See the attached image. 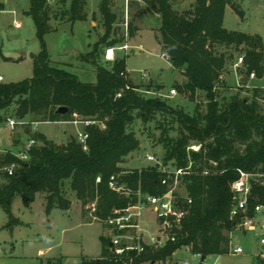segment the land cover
I'll use <instances>...</instances> for the list:
<instances>
[{
    "label": "trees",
    "instance_id": "16d2710c",
    "mask_svg": "<svg viewBox=\"0 0 264 264\" xmlns=\"http://www.w3.org/2000/svg\"><path fill=\"white\" fill-rule=\"evenodd\" d=\"M142 2L143 11L137 14V19L143 14L159 16L160 26L154 38L172 68L184 79L175 88L190 102L203 95L204 113L196 107L189 116L172 110L158 98H144L140 88L127 76L125 57L116 60L110 70L96 64L102 47L107 49L118 43L108 42L115 21L109 0H101L99 6L103 35L88 52L79 55L83 62L92 61L94 83L81 82L72 73L52 64L44 41V37L54 31L50 25L49 0H30L26 12L34 22L40 47L37 54L30 56L32 77L0 83V111L16 105L18 120L31 117L32 123L81 122L82 132L87 135L86 149L73 137L63 144L48 142L44 145V136L37 134L41 145L31 147L27 161L21 162L10 153L0 155V167L17 164L12 176L0 172V208L8 218V225L18 224L11 212V201L16 196L29 208L35 195L43 194L46 215L53 209L69 210L71 202L64 189L67 185L82 208L94 204L91 216L103 224L107 234L104 221L114 210L134 204L138 191L142 195H160L166 190L160 183L166 174L157 166L131 171L120 166L140 148L129 126L137 118L147 122L156 114H169L179 125L175 139H164L165 161H173L174 168L186 172L180 182L191 206L172 232L174 240H168L162 248L144 246L139 254L115 256L105 234L99 238L100 256L96 259L82 257L80 264H155L166 262L182 247L193 255H226L229 234L233 230L229 219L230 185L238 177L237 170L264 174V113L256 101L260 90L253 89L251 101L240 98L239 94L221 101L217 96L221 76L233 59L232 52L243 55L244 77L253 74L261 79L264 76L260 36L223 27L225 8L232 5L233 0H193L190 8L183 11L174 9L170 0ZM85 6V0H70L68 8L59 13L58 23L86 21ZM235 13L243 18L238 7ZM128 30L133 37L137 27L129 23ZM59 107L67 108L68 112L58 114ZM193 144L200 145L198 151L187 149ZM114 174L119 175L118 182L130 191L128 196L108 188V179ZM255 191L264 194L263 187Z\"/></svg>",
    "mask_w": 264,
    "mask_h": 264
},
{
    "label": "rangeland",
    "instance_id": "374dc122",
    "mask_svg": "<svg viewBox=\"0 0 264 264\" xmlns=\"http://www.w3.org/2000/svg\"><path fill=\"white\" fill-rule=\"evenodd\" d=\"M100 1L85 0V12L87 16H90V21L92 19L94 22V27L91 29L89 18L86 21H77L72 24H59L57 20L59 13L68 8L70 0L64 2L49 0L52 10L50 25L52 28L57 25V29L44 37L47 52L55 67L72 73L81 82H95V67L92 61L83 62L79 59V55L88 52L93 43L104 33L99 13ZM109 1L110 10L115 14V21L108 42L118 41L113 48L127 45L128 49L115 50L113 60L106 61L104 59L106 47H102L96 64L110 70L116 60L125 57L127 76L134 86L140 88V94L144 98H158L172 110L181 111L189 116L194 114L196 107L200 113H204L206 101L203 95H198L195 102H190L175 88V85L180 84L184 79L172 68L169 59L162 56L161 47L154 38L156 28L160 24L159 18L143 14L141 19H137V14L141 13L144 7L141 0ZM183 1L186 2L182 0V3ZM171 2L173 8H181L179 0ZM233 3H236L233 4V9L238 7L243 12V18H239L233 10L228 9L223 27L227 30L259 35L264 46V0H234ZM29 6L30 0H0V76L4 83L19 82L32 77L30 54L39 52L40 47L34 22L26 14ZM190 6L184 10L189 9ZM129 23L140 27L133 37L129 36ZM152 30L155 31L154 35ZM23 53H26V56H23ZM231 54L233 56L231 65L243 56L240 52ZM240 72L241 75L244 74L243 69ZM236 80L237 78L232 73L225 77L227 85H235ZM259 84L264 85V77ZM173 88L177 94L170 97L169 91ZM259 90L257 97L264 99V89ZM252 91L253 89L242 88L238 92L224 86L217 89V96L221 101L224 97L239 94L240 98H247L251 101ZM256 101L264 113V101L257 99ZM15 109L16 105H12L0 111L2 116L0 144L6 139L13 147L9 151L0 152V155L17 154L20 147L30 139L35 140V146H40L41 143L36 138L37 134H42L46 141L59 145L71 137L77 139L75 133L82 131L79 130V126H64L52 122L31 124L34 120L31 117L18 120L15 116ZM7 118L23 122L24 125L16 127L10 133L6 127ZM178 128L179 125L175 118L169 114H156L152 120L147 122H142L137 118L128 129L134 131L140 148L125 159L122 169L131 171L157 166L164 168L167 172L173 171V161H165L166 149L163 147V142L165 138L175 139ZM146 154L154 156L158 165L146 161ZM64 189L66 198L71 201L67 212L53 209L49 215H46L44 195L39 193L35 195L29 208L23 206L19 196L13 198L11 212L18 220L16 225H8V218L0 208V264H23L24 260L37 261L39 264L54 263L58 260L61 264H80L82 257L96 259L100 256L99 237L105 235L106 231L103 224L91 216L94 204H88L85 208L79 207L74 193L67 185ZM139 221L145 242L150 243L152 239L157 238L154 216L149 210L141 212ZM253 240V234L243 236L242 233L235 231L231 234V245L243 248L244 254L242 255L231 253L220 256L210 255L201 262L200 256L193 255L188 248L182 247L175 251L166 262L155 264H181L183 262L188 264H257L256 260H250L248 257ZM164 245L157 248H162Z\"/></svg>",
    "mask_w": 264,
    "mask_h": 264
},
{
    "label": "built area",
    "instance_id": "2783aa9c",
    "mask_svg": "<svg viewBox=\"0 0 264 264\" xmlns=\"http://www.w3.org/2000/svg\"><path fill=\"white\" fill-rule=\"evenodd\" d=\"M127 49V45H122L118 48H107L104 53V59L112 61L115 50ZM162 56L168 58L165 54H162ZM240 64H242V57L238 59L235 67ZM250 76L253 77L254 75L251 74ZM176 94L174 88L169 91L170 97H174ZM31 124L36 125L37 123ZM22 125L24 123L18 120L6 119V127L10 132ZM86 138L87 135L83 132L77 135V141L83 146V149H86ZM33 146H35V140L30 139L24 146L20 147V151L17 154L12 155L17 160L25 162L28 160V152ZM199 148L200 145L193 144L187 149L196 152ZM145 160L158 165L152 155L146 154ZM16 167V163L4 164L0 167V172L7 176H12ZM158 169L166 174L160 181L161 185L166 188L163 194L142 195L138 191L137 200L134 204L127 206L123 210H114L111 217L104 221V225L107 228L106 238L109 239L110 250L115 256L130 252L139 254L143 251L144 246L157 248L168 240L173 241L172 232L180 225L189 212L191 200L187 197L185 189L180 182V177L185 175L186 172L176 168L171 172H167L161 167ZM237 173V179L230 185L231 206L229 219L233 222V230L229 234L228 253L233 255L244 254L243 248L231 245V234L233 232L242 233L243 236L253 234L254 242H251L252 249L249 252V256H251L252 260H256L257 264H264V194L260 195L259 192L255 191L257 187L264 188V174L258 172L249 173L242 170H237ZM204 174H207V172H204ZM118 179L119 175H111L108 179V188L117 194L128 196L130 191L125 185L120 184ZM99 180L97 178L96 182H99ZM143 210H149L154 216L157 238L152 239L150 243L143 240V232L140 228L139 219ZM181 264L188 263L183 262Z\"/></svg>",
    "mask_w": 264,
    "mask_h": 264
},
{
    "label": "crops",
    "instance_id": "0c3cea01",
    "mask_svg": "<svg viewBox=\"0 0 264 264\" xmlns=\"http://www.w3.org/2000/svg\"><path fill=\"white\" fill-rule=\"evenodd\" d=\"M114 1V0H113ZM136 1H140V0H136ZM142 1V0H141ZM170 1H173V0H170ZM175 1V0H174ZM181 3H180V5H181V8L180 9H178V8H176V10H184L187 6H189V5H191L192 3H193V0H185L186 2H184L183 1V3H182V0H179ZM234 1V0H233ZM114 2H116V1H114ZM2 3H4V1H2ZM123 3V2H122ZM143 3V2H142ZM233 4H236V3H233ZM233 4L231 5L232 7H233ZM231 6H227L226 8H225V11H224V17H223V23H224V18H225V15H226V11L229 9V10H233L234 12H235V9H233ZM177 7V6H176ZM175 9V8H174ZM152 16H155V17H157V18H159V16L158 15H152ZM89 18V21H90V16H87V19ZM141 25V24H140ZM57 26V25H56ZM56 26L54 27V31H56ZM159 26H160V24H159ZM90 27H91V29H93V27H94V22H93V20L91 19V21H90ZM139 26H137V31L135 32L136 34L138 33V31H139ZM159 28V27H158ZM158 28H156V29H158ZM53 31V32H54ZM153 31V35H154V30H152ZM249 35H256V34H249ZM259 36V35H258ZM261 38V37H260ZM134 39H135V37H134ZM261 42H262V39H261ZM95 43V42H94ZM93 43V44H94ZM262 46H263V42H262ZM263 50H264V46H263ZM38 53V52H37ZM36 53V54H37ZM86 53V52H85ZM84 54V53H83ZM137 54V53H136ZM23 56H26V53H23L22 54ZM31 55H33V53L32 54H30V56ZM24 59V57L22 58V60ZM30 60H31V58H30ZM32 62V61H31ZM232 62V61H231ZM237 63V61H235L232 65H231V63H229L228 65H227V69H226V71L222 74V76H221V87L219 88V89H221V88H223L224 86L225 87H227L228 89H230V90H235V91H238V92H240V90L242 89V88H244V89H264V85H260L259 84V82H261L262 81V79H263V77L261 78V79H257V78H255L254 76L253 77H251V76H249V77H244L243 75H241V70L243 69V68H241V64L238 66V67H235V64ZM263 66H264V62H263ZM94 72H95V70H94ZM230 73H232L236 78H237V80H236V84L235 85H227L226 84V82H225V77L228 75V74H230ZM0 79H1V81L0 82H2V83H4L3 82V80H2V78H1V76H0ZM9 83H11V82H9ZM233 95V94H232ZM231 96V95H230ZM257 100H260V101H264V99H263V97H261V98H256ZM54 123H56V124H61V125H72V126H79V130H82L83 129V124L81 123V122H76V123H73V122H54ZM80 132H82V131H80ZM80 132H78V133H75V135H78ZM11 133V132H10ZM72 135V134H71ZM66 142V141H65ZM62 143V142H61ZM59 144V143H58ZM11 149H13V147H12V145L11 144H8V141L6 140V139H4V140H2L1 141V144H0V152L2 153V152H4V150H6V151H9V150H11ZM121 167L123 166V163L120 165ZM71 202V201H70ZM79 202V201H78ZM81 206V204H80V202H79V207ZM68 211V210H67ZM67 211H63V212H67ZM100 238V237H99ZM249 252L250 251H248V257H249V259L250 260H252L251 259V256H249ZM86 258V257H85ZM91 259V258H90ZM17 263V262H16ZM23 264H39L37 261H33V260H24L23 262H22Z\"/></svg>",
    "mask_w": 264,
    "mask_h": 264
},
{
    "label": "water",
    "instance_id": "95a60500",
    "mask_svg": "<svg viewBox=\"0 0 264 264\" xmlns=\"http://www.w3.org/2000/svg\"><path fill=\"white\" fill-rule=\"evenodd\" d=\"M232 7V6H231ZM233 8V7H232ZM68 112V109L67 108H65V107H59L58 109H57V113L58 114H65V113H67ZM48 144V141H45L44 142V145H47ZM205 259V256H200V261L201 262H203V260Z\"/></svg>",
    "mask_w": 264,
    "mask_h": 264
}]
</instances>
